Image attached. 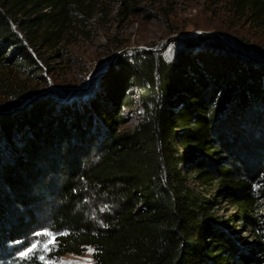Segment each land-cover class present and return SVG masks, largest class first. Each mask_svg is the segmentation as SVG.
<instances>
[{
  "label": "trees",
  "instance_id": "trees-1",
  "mask_svg": "<svg viewBox=\"0 0 264 264\" xmlns=\"http://www.w3.org/2000/svg\"><path fill=\"white\" fill-rule=\"evenodd\" d=\"M231 1L264 25V0ZM123 2L128 15L137 12L136 0ZM98 3L0 0V65L31 66L25 42L43 32L55 48L69 12L92 17ZM247 63L208 49L175 62L140 52L119 59L121 75L104 77L111 82L101 98L73 107L39 99L1 115L0 253L26 241L40 226L32 213L48 206L52 258L92 246L94 264H264L263 250L243 251L250 243L240 234L264 244L256 188L263 171L244 165L229 139L238 135L233 114L264 103L260 71ZM137 102L143 117L125 129L124 110ZM52 152L68 156L67 165L56 171ZM94 192L113 200L101 219L89 204ZM223 202L232 213H220Z\"/></svg>",
  "mask_w": 264,
  "mask_h": 264
},
{
  "label": "rangeland",
  "instance_id": "rangeland-1",
  "mask_svg": "<svg viewBox=\"0 0 264 264\" xmlns=\"http://www.w3.org/2000/svg\"><path fill=\"white\" fill-rule=\"evenodd\" d=\"M136 4L137 12L128 15L123 0H99L101 6L92 17L75 10L69 12L59 38L53 40L55 48L42 39L43 32L36 42H25L31 66L0 65V116L39 99L79 106L89 99L101 98L111 82H105L104 77L121 75L123 67L118 64L119 59L131 62L140 52L175 62L186 53L214 50L258 69L259 84L264 88V25L237 10L231 0H136ZM189 42L197 45L192 47ZM6 50L7 55L13 52ZM245 112L233 114L238 135H230L229 139L236 143L232 146L234 153H242L237 158L243 157L244 165L263 171L256 188L262 202L263 223L259 230L264 235V103H252ZM124 116V128L134 129L143 117L138 102L126 108ZM250 134L253 140L247 139ZM48 158L56 171L67 165L64 161H68V156L65 158L63 154L52 152ZM61 161L63 164L58 166ZM69 163L68 173L73 169ZM66 175L62 172L63 177ZM98 196L90 193L89 204L94 216L101 219L112 213L113 200L106 195ZM46 208L32 213L33 221L40 226H32L26 241L20 238L6 244L7 251L0 253V264H94L92 246L79 255L51 257L57 232L47 226L50 220L46 213L52 210ZM233 210L229 203L223 202L220 213L229 214ZM240 232L250 243L242 247L244 252L255 255L254 248L264 251V244L256 246L255 235L243 228Z\"/></svg>",
  "mask_w": 264,
  "mask_h": 264
}]
</instances>
